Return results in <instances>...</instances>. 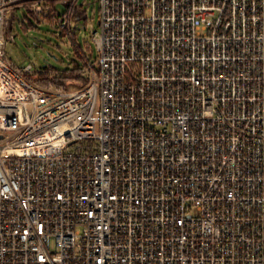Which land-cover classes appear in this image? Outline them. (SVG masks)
Instances as JSON below:
<instances>
[{"label": "built area", "instance_id": "1", "mask_svg": "<svg viewBox=\"0 0 264 264\" xmlns=\"http://www.w3.org/2000/svg\"><path fill=\"white\" fill-rule=\"evenodd\" d=\"M53 1L0 0V264H264V0H99L66 91L5 54Z\"/></svg>", "mask_w": 264, "mask_h": 264}, {"label": "rangeland", "instance_id": "2", "mask_svg": "<svg viewBox=\"0 0 264 264\" xmlns=\"http://www.w3.org/2000/svg\"><path fill=\"white\" fill-rule=\"evenodd\" d=\"M52 6L56 12L64 13L70 1L54 0ZM99 18V0H76L66 32L55 29L48 22L35 20L24 9L8 10L5 14L6 57L20 68L31 66L33 72L67 74L80 70L85 62L93 64L97 60L91 36L99 31ZM80 87L79 82L70 81L65 88L76 90Z\"/></svg>", "mask_w": 264, "mask_h": 264}, {"label": "trees", "instance_id": "3", "mask_svg": "<svg viewBox=\"0 0 264 264\" xmlns=\"http://www.w3.org/2000/svg\"><path fill=\"white\" fill-rule=\"evenodd\" d=\"M86 66V65H85ZM85 66L80 70H75L73 72H67V74H64L65 77H54L52 79L48 78L47 76L39 77L36 80H33V83L43 89H56V90H62L66 91L65 88L66 85L70 82H79L81 84V87L86 85L88 83V79L86 77H83V71ZM73 78V79H71Z\"/></svg>", "mask_w": 264, "mask_h": 264}]
</instances>
